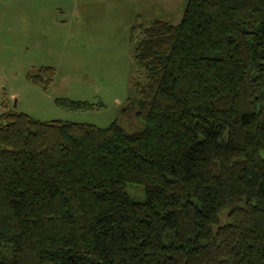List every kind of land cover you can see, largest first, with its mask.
<instances>
[{"label":"trees","instance_id":"16d2710c","mask_svg":"<svg viewBox=\"0 0 264 264\" xmlns=\"http://www.w3.org/2000/svg\"><path fill=\"white\" fill-rule=\"evenodd\" d=\"M134 59L139 130L0 113V264H264V0H187Z\"/></svg>","mask_w":264,"mask_h":264},{"label":"rangeland","instance_id":"374dc122","mask_svg":"<svg viewBox=\"0 0 264 264\" xmlns=\"http://www.w3.org/2000/svg\"><path fill=\"white\" fill-rule=\"evenodd\" d=\"M186 2L0 0V113L99 126L117 119L126 131L141 129L135 82L145 73L135 42L153 18L178 22ZM46 65L51 75L42 71ZM126 191L144 197L140 184L129 182Z\"/></svg>","mask_w":264,"mask_h":264}]
</instances>
